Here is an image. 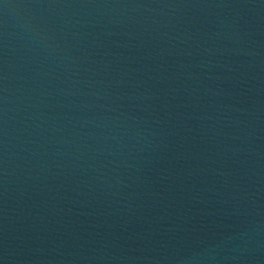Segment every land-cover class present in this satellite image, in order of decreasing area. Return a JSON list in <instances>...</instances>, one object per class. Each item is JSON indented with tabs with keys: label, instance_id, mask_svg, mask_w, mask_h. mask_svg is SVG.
<instances>
[{
	"label": "water",
	"instance_id": "obj_1",
	"mask_svg": "<svg viewBox=\"0 0 264 264\" xmlns=\"http://www.w3.org/2000/svg\"><path fill=\"white\" fill-rule=\"evenodd\" d=\"M0 264H264V0H0Z\"/></svg>",
	"mask_w": 264,
	"mask_h": 264
}]
</instances>
